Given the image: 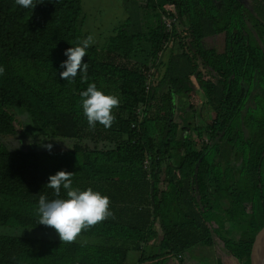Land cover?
Listing matches in <instances>:
<instances>
[{
	"label": "trees",
	"instance_id": "16d2710c",
	"mask_svg": "<svg viewBox=\"0 0 264 264\" xmlns=\"http://www.w3.org/2000/svg\"><path fill=\"white\" fill-rule=\"evenodd\" d=\"M131 1L0 0V264H244L264 231V0ZM87 36L86 79L62 80ZM88 83L119 100L107 128L82 113ZM19 113L28 146L10 142ZM58 170L111 215L71 241L14 236L56 233L36 207Z\"/></svg>",
	"mask_w": 264,
	"mask_h": 264
},
{
	"label": "clouds",
	"instance_id": "9594fccd",
	"mask_svg": "<svg viewBox=\"0 0 264 264\" xmlns=\"http://www.w3.org/2000/svg\"><path fill=\"white\" fill-rule=\"evenodd\" d=\"M21 8L32 9L41 0H15ZM93 38L87 36L76 45L64 50L66 57L60 62L59 77L71 81L79 72L80 78L86 79L88 64L82 62ZM2 71V69H0ZM82 113L89 127L100 124L109 127L114 120L112 109L119 103L117 96L98 89L94 83H88L79 93ZM50 150L52 145H43ZM72 172L58 170L48 177L47 186L53 190L55 198L39 196L36 207L37 224L55 230L60 240H73L82 229L91 226L111 215L108 197L92 188L80 189L72 186ZM61 189L64 196H60Z\"/></svg>",
	"mask_w": 264,
	"mask_h": 264
},
{
	"label": "rangeland",
	"instance_id": "374dc122",
	"mask_svg": "<svg viewBox=\"0 0 264 264\" xmlns=\"http://www.w3.org/2000/svg\"><path fill=\"white\" fill-rule=\"evenodd\" d=\"M139 1V0H137ZM243 3H245V5H249V0H242ZM136 2L135 0H132L130 2V4L127 3V7H135ZM177 104V102H176ZM200 117H198V123L199 125L204 124L205 122L209 121V119L212 117V114H209L208 112V108H200L199 111ZM17 118V123L15 124V129L17 132V139L10 141V142H15V145L20 142L21 145L23 146H28V144L30 145L31 143V139L26 138L27 134L30 133L29 131H31V127L28 125L29 121L28 118L26 117V115L24 113H19L16 116ZM66 144L72 143L69 140H61L58 139ZM61 143H58V146H60ZM63 148V145H62ZM222 214V213H221ZM224 215L222 214V217ZM233 225L227 224L225 230H220L218 231L220 235H222L223 237L226 238H230L232 240H237L239 238V232L234 229L232 227ZM0 229H5V228H1ZM18 230V235H14V236H18V237H25V238H30V239H39V240H47V241H60V242H66L63 240H60L58 235L56 233L53 232H49V231H39V230H33V229H25V228H19ZM1 234V233H0ZM77 238V237H75ZM74 238V239H75ZM200 253H205V248H199L196 250L195 252V256L200 254ZM130 255L134 256L137 255L136 253H130ZM212 255V254H211ZM202 260L205 259L207 261L210 260L211 257L202 255ZM202 260H198L196 259L195 261L197 263H202ZM223 264H241L240 262L234 260L233 258H223L222 260ZM177 264V262L175 260H170L168 263L166 264ZM244 264H252L251 260L249 259L248 261H244Z\"/></svg>",
	"mask_w": 264,
	"mask_h": 264
},
{
	"label": "water",
	"instance_id": "95a60500",
	"mask_svg": "<svg viewBox=\"0 0 264 264\" xmlns=\"http://www.w3.org/2000/svg\"><path fill=\"white\" fill-rule=\"evenodd\" d=\"M250 260L252 264H264V231L257 237Z\"/></svg>",
	"mask_w": 264,
	"mask_h": 264
},
{
	"label": "crops",
	"instance_id": "0c3cea01",
	"mask_svg": "<svg viewBox=\"0 0 264 264\" xmlns=\"http://www.w3.org/2000/svg\"><path fill=\"white\" fill-rule=\"evenodd\" d=\"M137 259H138V255L132 256L129 254L128 258H127V264H136ZM169 264H171V263H169Z\"/></svg>",
	"mask_w": 264,
	"mask_h": 264
}]
</instances>
